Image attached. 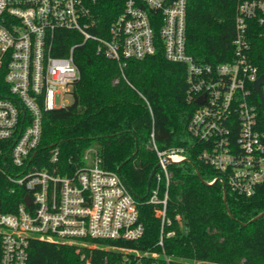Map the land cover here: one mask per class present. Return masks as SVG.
I'll use <instances>...</instances> for the list:
<instances>
[{"label":"built area","instance_id":"1","mask_svg":"<svg viewBox=\"0 0 264 264\" xmlns=\"http://www.w3.org/2000/svg\"><path fill=\"white\" fill-rule=\"evenodd\" d=\"M101 1L0 0V174L8 192L21 197L5 204L12 210L0 208V264H29L33 238L119 241L143 234L138 199L119 172L100 166L95 149L71 173L59 169L57 147L48 151L49 168L39 166L36 156L43 116L67 105L63 95L71 96L80 78L74 51L87 42L121 70L127 60L155 54L159 43L166 60L185 68L186 100L194 105L187 130L200 149L198 160L217 174L206 183L219 181L226 191L246 197L264 183V130L253 98L264 72L251 58L253 35L264 38V0H236L232 54L217 63L187 53V0H124L105 27ZM63 44L68 51L57 55ZM260 91L264 97V83ZM151 147L158 167L146 201L163 225L169 223L168 165L187 157L182 147L159 150L154 139Z\"/></svg>","mask_w":264,"mask_h":264},{"label":"trees","instance_id":"2","mask_svg":"<svg viewBox=\"0 0 264 264\" xmlns=\"http://www.w3.org/2000/svg\"><path fill=\"white\" fill-rule=\"evenodd\" d=\"M122 1H101L98 9L104 27L119 13ZM236 5V0H187L186 50L195 60L217 63L231 57ZM252 39V62L264 72V38L255 34ZM67 45L56 54H66ZM74 62L80 78L72 88V102L43 116L36 155L42 160L39 166L49 168L48 151L57 147L59 169L71 173L84 165V153L95 149L100 166L119 172L133 190L144 231L136 240L33 238L28 263L264 264V214L251 221L264 212V183L248 197L227 190L226 202L221 182L206 183L217 174L198 160L200 149L187 130L194 105L186 100L184 66L166 60L159 43L155 54L127 60L123 70L116 61L96 53L93 42L75 49ZM253 98L264 130L261 103L255 94ZM152 138L159 150L182 147L187 157L168 165L169 223L163 225L156 207L146 201L147 179L158 162ZM8 187L0 174L3 211L12 210L5 206L9 201L21 200ZM164 190L162 182L161 196Z\"/></svg>","mask_w":264,"mask_h":264},{"label":"water","instance_id":"3","mask_svg":"<svg viewBox=\"0 0 264 264\" xmlns=\"http://www.w3.org/2000/svg\"><path fill=\"white\" fill-rule=\"evenodd\" d=\"M264 83V74H262L254 83V90L256 91L257 95H258V98H259V101L261 103V106H262V112H264V97H262L261 95V91H260V85ZM198 102H201L200 99H198ZM158 167V163L152 168L149 176H148V179H147V191L149 190V187L151 185V182H152V178H153V175L155 174V170L156 168ZM120 169V167H118V170ZM196 173L199 175L198 171L196 170ZM201 175H199V178L201 179L200 177ZM202 180V179H201ZM207 184H212V183H207ZM132 193L134 194L133 190H132ZM135 195V194H134ZM27 202H29V199L28 197L25 198ZM223 200L224 202H226V189L223 188ZM228 213L231 215V213L228 211ZM262 214H264V212H261L260 214H258L257 216H255L251 221L257 219L258 217H260Z\"/></svg>","mask_w":264,"mask_h":264},{"label":"rangeland","instance_id":"4","mask_svg":"<svg viewBox=\"0 0 264 264\" xmlns=\"http://www.w3.org/2000/svg\"><path fill=\"white\" fill-rule=\"evenodd\" d=\"M63 99H64V104H69L72 102V96L70 95H63ZM60 101H62L61 97H59L58 95L55 97V102L59 103ZM80 241V240H77ZM210 264V263H209Z\"/></svg>","mask_w":264,"mask_h":264}]
</instances>
